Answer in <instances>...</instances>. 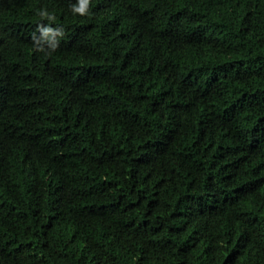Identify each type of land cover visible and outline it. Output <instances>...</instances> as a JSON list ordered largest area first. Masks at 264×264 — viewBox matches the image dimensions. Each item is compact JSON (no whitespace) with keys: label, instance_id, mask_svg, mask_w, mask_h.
<instances>
[{"label":"trees","instance_id":"16d2710c","mask_svg":"<svg viewBox=\"0 0 264 264\" xmlns=\"http://www.w3.org/2000/svg\"><path fill=\"white\" fill-rule=\"evenodd\" d=\"M0 264H264V0H0Z\"/></svg>","mask_w":264,"mask_h":264},{"label":"clouds","instance_id":"9594fccd","mask_svg":"<svg viewBox=\"0 0 264 264\" xmlns=\"http://www.w3.org/2000/svg\"><path fill=\"white\" fill-rule=\"evenodd\" d=\"M77 11H80L81 12V15H84L83 12H82V10L78 9Z\"/></svg>","mask_w":264,"mask_h":264}]
</instances>
